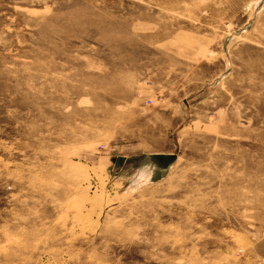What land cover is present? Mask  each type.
Segmentation results:
<instances>
[{
    "label": "rangeland",
    "instance_id": "obj_1",
    "mask_svg": "<svg viewBox=\"0 0 264 264\" xmlns=\"http://www.w3.org/2000/svg\"><path fill=\"white\" fill-rule=\"evenodd\" d=\"M0 264H264V0H0Z\"/></svg>",
    "mask_w": 264,
    "mask_h": 264
},
{
    "label": "water",
    "instance_id": "obj_2",
    "mask_svg": "<svg viewBox=\"0 0 264 264\" xmlns=\"http://www.w3.org/2000/svg\"><path fill=\"white\" fill-rule=\"evenodd\" d=\"M152 159L159 164L161 168H166L167 164L172 162L174 160V155L172 154H158V155H153ZM112 161L117 167H121L122 164L125 161V158L122 156L113 158Z\"/></svg>",
    "mask_w": 264,
    "mask_h": 264
},
{
    "label": "bare ground",
    "instance_id": "obj_3",
    "mask_svg": "<svg viewBox=\"0 0 264 264\" xmlns=\"http://www.w3.org/2000/svg\"><path fill=\"white\" fill-rule=\"evenodd\" d=\"M145 172H146L145 169L138 172V174H139L138 179L144 177L146 175Z\"/></svg>",
    "mask_w": 264,
    "mask_h": 264
}]
</instances>
